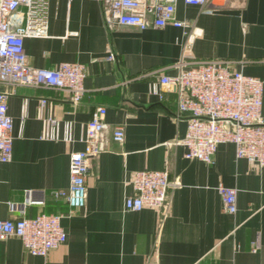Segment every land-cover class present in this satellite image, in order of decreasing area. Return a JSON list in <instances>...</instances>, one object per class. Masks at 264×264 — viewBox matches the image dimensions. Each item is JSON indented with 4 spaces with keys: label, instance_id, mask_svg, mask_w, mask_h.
<instances>
[{
    "label": "crops",
    "instance_id": "0c3cea01",
    "mask_svg": "<svg viewBox=\"0 0 264 264\" xmlns=\"http://www.w3.org/2000/svg\"><path fill=\"white\" fill-rule=\"evenodd\" d=\"M176 17L200 34L187 44L189 65L233 61V68L264 83V0H210L200 8L178 0ZM47 36L25 38L29 65L54 69L62 62L86 67L79 104L63 92L0 86L9 93L12 152L0 162V220L61 214L66 241L44 257L31 256L16 238L0 241V264H264V170L235 158L232 144L217 146L212 164L184 157L176 142L186 132L175 118L177 94L150 84L173 76L186 37L181 29L120 26L109 29L94 0H48ZM112 54L113 61L107 59ZM41 98L49 101L39 113ZM26 116L20 119L22 100ZM106 108L101 151L89 161L86 200L70 208L53 192L68 187L72 153L84 149L86 123ZM71 123V139L41 138L42 118ZM261 117L264 118V89ZM122 126L124 140H111ZM137 171H166L180 187L169 192L168 210H124ZM236 190V211H223L217 188Z\"/></svg>",
    "mask_w": 264,
    "mask_h": 264
},
{
    "label": "built area",
    "instance_id": "2783aa9c",
    "mask_svg": "<svg viewBox=\"0 0 264 264\" xmlns=\"http://www.w3.org/2000/svg\"><path fill=\"white\" fill-rule=\"evenodd\" d=\"M101 8L105 26H120L140 30L171 26L181 29L186 37L182 54L173 76L162 75L150 84V91L159 95L164 86L177 94L175 118L185 117L186 132L176 142L185 148L184 157L206 164L213 163L216 148L230 143L235 148V158L244 159L259 170H264V118L261 117L262 89L264 83L254 76L245 75L233 68V61L208 60L188 64L191 58L187 48L200 32L186 20L176 17L178 0H94ZM48 0H0V86L50 89L63 92L77 105L84 95L83 80L86 67L80 63L62 62L54 69L35 68L29 65L24 51L25 38L47 36L46 9ZM184 4L206 7L210 0H183ZM113 61V55L107 57ZM9 93L0 91V162L11 159L13 123L7 112ZM49 104L39 101V113ZM106 108L96 106L84 128V149L69 157V183L65 190L53 192L70 208L69 213L82 209L86 200V178L89 161L101 151V136L107 128ZM26 116V99L22 100L20 119ZM41 138L58 141L71 139V123L60 122L52 116L42 118ZM111 140L121 144L124 140L122 126L111 131ZM132 194L124 199L125 211L137 212L144 208L168 210L169 192L179 188L170 181L166 171H137L130 180ZM217 192L225 213L236 211V190L219 186ZM30 193V192H29ZM20 209L16 220H0V241L16 238L31 256L46 257L66 241L61 226L62 215L38 214L25 217L24 208L32 204L31 194Z\"/></svg>",
    "mask_w": 264,
    "mask_h": 264
}]
</instances>
